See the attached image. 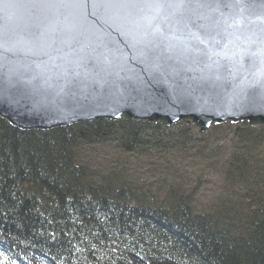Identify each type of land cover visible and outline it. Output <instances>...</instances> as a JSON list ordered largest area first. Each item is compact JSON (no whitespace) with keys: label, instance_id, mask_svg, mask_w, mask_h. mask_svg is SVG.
Wrapping results in <instances>:
<instances>
[{"label":"water","instance_id":"95a60500","mask_svg":"<svg viewBox=\"0 0 264 264\" xmlns=\"http://www.w3.org/2000/svg\"><path fill=\"white\" fill-rule=\"evenodd\" d=\"M72 3L0 0V117L12 126L123 117L202 133L264 126V0H186L152 27L154 13ZM157 25L169 41L160 43ZM189 30L208 39L195 43Z\"/></svg>","mask_w":264,"mask_h":264},{"label":"trees","instance_id":"16d2710c","mask_svg":"<svg viewBox=\"0 0 264 264\" xmlns=\"http://www.w3.org/2000/svg\"><path fill=\"white\" fill-rule=\"evenodd\" d=\"M175 128L126 117L21 130L0 117V264H264V127H212L233 134L211 210L174 189L151 204L86 162L107 144L144 154L198 140Z\"/></svg>","mask_w":264,"mask_h":264},{"label":"rangeland","instance_id":"374dc122","mask_svg":"<svg viewBox=\"0 0 264 264\" xmlns=\"http://www.w3.org/2000/svg\"><path fill=\"white\" fill-rule=\"evenodd\" d=\"M242 123L248 124L227 122L222 125ZM186 124L190 127L189 139L197 137L198 140L181 146L182 149L124 153L115 145L107 144L87 149L86 162L102 174L98 175L101 179L108 175H119L121 182L131 184L151 204L165 200L168 192L174 189L184 194L196 193L195 207L198 210H211L222 201L225 156L233 133L230 129L215 132L212 128L202 133L194 124ZM178 125L169 129L179 135L175 128Z\"/></svg>","mask_w":264,"mask_h":264},{"label":"snow or ice","instance_id":"6c2138e0","mask_svg":"<svg viewBox=\"0 0 264 264\" xmlns=\"http://www.w3.org/2000/svg\"><path fill=\"white\" fill-rule=\"evenodd\" d=\"M185 2L186 0H73L71 6L85 9L91 4V6L94 8L104 9L105 12L110 10H139L140 12L147 11L148 13H154V15L146 17L149 20V27H152V24L157 19H164L166 21V17L162 16V13L165 9L183 7ZM10 6H15V4ZM200 6L203 7L204 5ZM168 27L172 28L171 25H168ZM189 31L191 39L195 43L204 44L205 40L208 39L207 36L202 39L198 32H192L191 30ZM156 33L159 34L161 44L171 39L169 34H167L159 25H157L154 34ZM156 47L159 48L160 44H157ZM204 54L209 55L208 52ZM259 100L264 101V95H261Z\"/></svg>","mask_w":264,"mask_h":264},{"label":"bare ground","instance_id":"6f19581e","mask_svg":"<svg viewBox=\"0 0 264 264\" xmlns=\"http://www.w3.org/2000/svg\"><path fill=\"white\" fill-rule=\"evenodd\" d=\"M123 118H126V117H123ZM130 119V118H129ZM132 120V119H131ZM96 121V120H95ZM135 121H137V120H135ZM149 123V122H148ZM154 123V122H153ZM158 123H163V122H158ZM164 126H165V124H164ZM69 127V126H68ZM167 129V128H166Z\"/></svg>","mask_w":264,"mask_h":264}]
</instances>
